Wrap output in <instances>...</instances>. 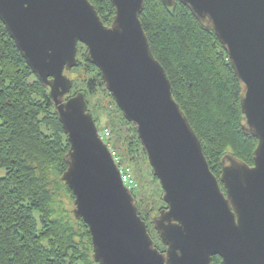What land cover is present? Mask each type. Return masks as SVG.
I'll list each match as a JSON object with an SVG mask.
<instances>
[{
  "label": "water",
  "instance_id": "obj_1",
  "mask_svg": "<svg viewBox=\"0 0 264 264\" xmlns=\"http://www.w3.org/2000/svg\"><path fill=\"white\" fill-rule=\"evenodd\" d=\"M187 5L213 30L243 84V130L257 137L250 165L232 153L218 177L177 102L165 67L140 20L145 0H111L112 23L90 0H0V18L49 88L70 142L61 179L73 214L88 224L99 264H264V0H162ZM97 66L124 117L136 126L167 204L153 219L160 250L133 191L102 139L86 94L70 95L78 43ZM224 186V189L221 186Z\"/></svg>",
  "mask_w": 264,
  "mask_h": 264
},
{
  "label": "trees",
  "instance_id": "obj_2",
  "mask_svg": "<svg viewBox=\"0 0 264 264\" xmlns=\"http://www.w3.org/2000/svg\"><path fill=\"white\" fill-rule=\"evenodd\" d=\"M90 1L110 25L115 14L111 0ZM140 20L177 102L202 142L211 170L220 176L226 153L252 165L258 139L243 130V84L215 32L180 1L169 6L162 0H145ZM86 53L87 47L79 42L70 95L83 91L98 123L101 107L95 94L102 87L113 107L108 106L104 127L110 128L120 159L134 170L140 157L147 159L136 126L124 117L100 69L86 59ZM69 147L49 88L28 65L0 18V264H99L92 257L88 224L71 216L60 199L62 190L75 199L61 179ZM154 179L159 181L155 175ZM134 197L155 245L164 251L150 221L155 208ZM164 205L162 200L159 208ZM211 264H223L222 258L214 255Z\"/></svg>",
  "mask_w": 264,
  "mask_h": 264
},
{
  "label": "rangeland",
  "instance_id": "obj_3",
  "mask_svg": "<svg viewBox=\"0 0 264 264\" xmlns=\"http://www.w3.org/2000/svg\"><path fill=\"white\" fill-rule=\"evenodd\" d=\"M68 74L72 79H74L77 76L76 71L70 70L68 72ZM88 97L90 98V100L93 101L94 98H92L91 95H89ZM95 98H97V100L100 103L98 106L102 108V109L100 108L99 113L95 112L96 118H98V114L101 116L100 122L97 123L99 131L101 132L102 129L105 128L104 125L106 124V121L108 119L107 117H108V108L110 107L109 106L110 105V98L106 95V92H104L102 87H99L98 92L95 94ZM112 108L113 107H110L109 110H113ZM111 145H114V141L111 142ZM138 161H139L138 167H136L135 165L133 167L134 168L133 173H135L134 176H136L135 177L136 185L134 186L132 191L134 192L135 195L138 196L139 200L141 198H144L145 203H148L151 207L155 208V210L152 212L151 217H150V219H151L150 221H152V226L154 228L153 219L157 215H159V212L161 210L159 207H161V205H162V194H163L162 187H161L160 182L154 179L153 169L149 163L148 157H147V159L140 157V159H138ZM121 162L128 165V163L125 160H123V161L121 160ZM60 199L63 202L64 208L66 210H68V212L71 214V216H73V209L75 208L74 199H72L71 196L66 194L64 190H62V192H61V198ZM149 229L150 228H148V230Z\"/></svg>",
  "mask_w": 264,
  "mask_h": 264
},
{
  "label": "built area",
  "instance_id": "obj_4",
  "mask_svg": "<svg viewBox=\"0 0 264 264\" xmlns=\"http://www.w3.org/2000/svg\"><path fill=\"white\" fill-rule=\"evenodd\" d=\"M100 134H101L102 139L109 146V148L112 152V155L114 156L116 162L119 165L120 172H121V179H122L123 183L132 190L134 188V186L136 185V180H135L133 170L130 166L121 162V159L118 156V153L113 148V145H111V142H112L111 141V135L112 134H111L110 128H108V127L103 128L102 131L100 132Z\"/></svg>",
  "mask_w": 264,
  "mask_h": 264
},
{
  "label": "flooded vegetation",
  "instance_id": "obj_5",
  "mask_svg": "<svg viewBox=\"0 0 264 264\" xmlns=\"http://www.w3.org/2000/svg\"><path fill=\"white\" fill-rule=\"evenodd\" d=\"M166 207H167V204L165 203V205L162 207V209L166 208ZM147 226H148V224H147ZM148 228H149V226H148ZM165 248H166V246H165Z\"/></svg>",
  "mask_w": 264,
  "mask_h": 264
}]
</instances>
